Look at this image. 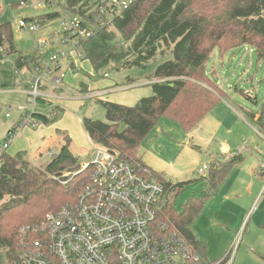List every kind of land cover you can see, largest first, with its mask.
Here are the masks:
<instances>
[{
    "label": "trees",
    "instance_id": "trees-1",
    "mask_svg": "<svg viewBox=\"0 0 264 264\" xmlns=\"http://www.w3.org/2000/svg\"><path fill=\"white\" fill-rule=\"evenodd\" d=\"M106 2L67 0V5L75 14L86 16L96 13ZM58 16L59 13L53 11L34 20L48 21ZM245 44L254 47L259 57L264 56V0H135L86 46V60L95 70L90 76L93 79L100 69L109 65L117 69L144 67L160 53L171 55V59L161 63L152 74L151 95L142 97L134 105L96 97L106 109L107 121L84 117L82 125L93 146L115 151L122 160L163 185L159 219L178 230L194 252L202 256L203 260L194 264H205L206 256V245L195 234L194 222L206 200L216 192L230 170L243 161L244 155L236 152L225 161L219 157L213 160L208 174L201 177V190L178 206V197L198 180L176 183L168 180L164 173L154 171L145 163L141 144L164 117L192 131L222 96V91L205 74L212 52L219 49L225 53ZM13 53L18 54V70L26 65V60L15 45L11 23H2L0 60ZM71 67L75 71L81 69L74 64ZM86 84L81 81L80 93L91 92L83 90ZM121 86L116 83L111 89ZM33 117L45 125L56 118L37 112ZM258 122L264 128L262 116ZM71 145L72 139L65 136L60 151L45 168L32 166L22 152L12 154L6 150L0 155L1 254L28 237H36L34 228L40 226L44 216L60 209L75 196L86 172L79 173L81 163ZM76 169L78 171H74ZM69 171L74 172L67 175ZM66 178L70 186L62 183Z\"/></svg>",
    "mask_w": 264,
    "mask_h": 264
},
{
    "label": "rangeland",
    "instance_id": "rangeland-1",
    "mask_svg": "<svg viewBox=\"0 0 264 264\" xmlns=\"http://www.w3.org/2000/svg\"><path fill=\"white\" fill-rule=\"evenodd\" d=\"M43 1L0 0V24L11 23L15 45L27 65L30 64L28 59L34 61V58L38 60L41 57L49 63L50 57L62 48V19L76 15L68 8L67 0H52L49 7L43 6ZM97 1L90 0L92 3ZM53 11H57L59 16L48 20L45 27L29 31L19 25L21 19L35 22L34 18ZM17 58L18 54L13 53L0 60V144H4L11 128L19 127L22 115L32 110L26 93L29 73L17 71ZM168 59H171L170 54L160 53L144 67L117 69L109 65L100 69L95 79L90 77L95 70L89 60L77 63L78 66L74 64V67L81 68L78 71L68 69L63 62L61 71H67L63 82H51L45 87L47 92L57 96L53 98L55 102L39 101L34 111L47 114L51 109H58L56 101L66 99L70 101L66 109L72 123L79 126L80 119L84 117L107 121L106 109L96 98L80 96L81 81L87 80L83 90L97 93H112L111 87L116 83L127 87L115 90L121 91L122 95L138 88L151 89L152 74ZM107 71L109 77H103ZM205 74L222 91L217 105L190 132L179 123L161 118L141 144V154L151 169L164 173L172 182L198 180L187 186L178 197L180 206L195 191L201 190V177L208 174L213 158L218 156L225 161L232 153L242 152L243 161L230 170L216 192L206 200L194 222V231L206 245L205 261L208 263H216L231 253L230 264H264V128L253 116L259 113L264 121V56L259 57L257 50L248 44L225 53L215 49L206 62ZM44 78L50 81L51 76L44 74ZM131 98L128 101H132ZM80 122L85 134L81 132V135L89 140V147L83 149L73 144L71 149L80 163H89V154L96 147L85 132L82 120ZM53 123L39 129V132L52 128ZM21 131L13 137L7 151L15 154L21 145L24 146L27 148L22 152L24 157L32 166L40 168H45L52 156L60 151L65 136L69 135L68 130L58 127L48 136H38L37 139L35 132L30 135L31 130L27 128ZM34 138L43 141L41 149L33 154L30 147L35 142ZM224 145L229 147L227 153L231 155H221Z\"/></svg>",
    "mask_w": 264,
    "mask_h": 264
},
{
    "label": "built area",
    "instance_id": "built-area-1",
    "mask_svg": "<svg viewBox=\"0 0 264 264\" xmlns=\"http://www.w3.org/2000/svg\"><path fill=\"white\" fill-rule=\"evenodd\" d=\"M134 1L107 0L94 14L62 19V48L50 57L49 63L42 57L28 59L30 64L20 68L29 73L26 93L32 110L19 127L8 133L4 144H0V155L10 147L21 127L29 123L32 128L40 125L33 117L34 110L39 101L57 97L45 87L51 82H63L67 71H61L62 63L72 69V64L86 60L87 43ZM43 4L49 7L52 0H44ZM47 22L29 23L24 18L19 25L35 31ZM44 74L51 76L50 81L45 80ZM97 92L84 97H104L109 93ZM47 115L53 118L57 113L52 109ZM89 156L91 162L80 164L79 173L86 172V175L73 199L44 216L40 226L34 228L36 237H28L14 249L0 253V264H194L203 260L178 230L159 219V201L164 194L162 184L105 148L96 147ZM200 171L204 173V169ZM62 183L71 184L67 178ZM231 259L228 253L216 263L204 261L205 264H230Z\"/></svg>",
    "mask_w": 264,
    "mask_h": 264
},
{
    "label": "crops",
    "instance_id": "crops-1",
    "mask_svg": "<svg viewBox=\"0 0 264 264\" xmlns=\"http://www.w3.org/2000/svg\"><path fill=\"white\" fill-rule=\"evenodd\" d=\"M81 80V79H80ZM85 82H87V80L85 81ZM152 82V81H151ZM89 83V82H88ZM45 89H48V88H45ZM111 90V89H110ZM113 90V92L112 93H108V95H107V97L109 98V100H111V101H115V102H118V103H122V104H127V105H134L136 102H138L142 97H145V96H149V95H151L152 94V89H150V87H146V88H138V89H136L135 91H132L131 93H124V95H122V94H120L121 93V91H115V90H125V89H120V88H117V89H112ZM115 92V94H113ZM120 92V93H119ZM86 94H84V96H85ZM81 97H84L83 95H82V93H81V95H80ZM133 99H132V98ZM132 99V101H128V99ZM50 103H52V102H55V100H52V101H49ZM68 103H70V101H68V100H64L63 102L60 100V101H56V105H57V107H58V109H54L55 110V112L57 113V115H56V118H55V121L56 122H52L53 123V125H52V128H49V129H47L46 131H43L42 133H40L39 132V129H41V128H43V127H45V126H47V125H45V124H41L40 123V125L38 126V128H37V130H35V129H32L31 127H30V123L29 124H27L26 126H24V127H21L20 128V130L18 131V134H20L19 132L22 130H25L26 128L27 129H29V130H31V132H30V135H34V133L33 132H35V134H36V136H35V138L37 139V137L39 136H41V137H46V136H48L49 134H51L52 133V131L55 129V128H60V129H65V130H68L69 131V136H70V138L72 139V145L74 144H77L79 147H82L83 149H86V148H88L89 147V140L88 139H86V136L84 137V136H82L81 135V132H82V134H84V132L82 131V127H80V124H81V120H82V118L80 119V121H79V126H78V124H75V123H72L71 122V120L69 119V113H67V109H66V107H67V105H68ZM52 110V109H51ZM27 114H28V112L25 114V115H22V117H21V120H20V124L19 125H21L22 124V122L25 120V117L27 116ZM260 114L259 113H256L255 115H254V119L256 120V121H258L259 120V118H260ZM36 119V118H35ZM37 120V119H36ZM13 128H17V127H13ZM11 130V129H10ZM9 130V131H10ZM9 131H8V133H9ZM21 131V132H22ZM85 135V134H84ZM34 138V139H35ZM35 139V142L33 143V144H31V147H30V151L34 154L37 150H40L41 149V144H42V139L40 138V140H36ZM227 145H229V144H227ZM227 145H224L223 147H222V149H223V151H224V153H221L222 155H231V153H227L228 152V149H229V147L227 146ZM23 151H27V148H25L24 146H20V148L16 151V152H23ZM234 153H236V152H234ZM234 153H232V154H234ZM90 155V154H89ZM218 156H216L215 158H213L212 160H211V162L213 161V160H215L216 158H217ZM210 162V163H211ZM264 164V162L262 163V165ZM201 169V168H200Z\"/></svg>",
    "mask_w": 264,
    "mask_h": 264
},
{
    "label": "water",
    "instance_id": "water-1",
    "mask_svg": "<svg viewBox=\"0 0 264 264\" xmlns=\"http://www.w3.org/2000/svg\"><path fill=\"white\" fill-rule=\"evenodd\" d=\"M110 153L113 154V155L117 154L115 151H111V150H110Z\"/></svg>",
    "mask_w": 264,
    "mask_h": 264
}]
</instances>
